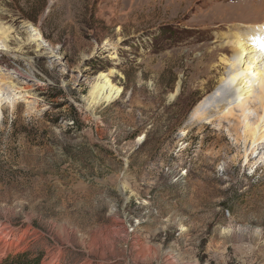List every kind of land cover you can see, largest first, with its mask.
Wrapping results in <instances>:
<instances>
[{"label": "rangeland", "instance_id": "rangeland-1", "mask_svg": "<svg viewBox=\"0 0 264 264\" xmlns=\"http://www.w3.org/2000/svg\"><path fill=\"white\" fill-rule=\"evenodd\" d=\"M257 1L0 0V264H264V146L219 46Z\"/></svg>", "mask_w": 264, "mask_h": 264}, {"label": "bare ground", "instance_id": "bare-ground-1", "mask_svg": "<svg viewBox=\"0 0 264 264\" xmlns=\"http://www.w3.org/2000/svg\"><path fill=\"white\" fill-rule=\"evenodd\" d=\"M251 7L254 8L255 14L261 15L260 24L262 25L251 28L249 24H246V27L250 28L247 30L245 27L244 31L236 27L232 33H229V36L231 34L230 37L233 38L225 40L223 44L219 45L223 51L232 54L230 59L223 60L230 66V83L233 85L238 102H241L238 105L240 111L243 114L244 107L246 109L251 107L255 111L256 120L254 123L249 122L250 117L247 114L243 115L241 121L244 127L242 136L249 143V149L245 151L246 160L264 146V0L257 1ZM5 31H7V27L0 26V34L4 33L2 38L6 41L10 32L5 33ZM2 46L5 45L2 44ZM257 59L261 61V67L257 66L259 63L256 62ZM109 75H112L111 71L99 73L90 92L91 102H109L119 96L121 89L112 85ZM230 119L232 118L223 116L211 121L218 120V123L222 124L225 120L230 121ZM234 121L238 120L234 119ZM2 244V247L8 246V243L3 242Z\"/></svg>", "mask_w": 264, "mask_h": 264}, {"label": "trees", "instance_id": "trees-1", "mask_svg": "<svg viewBox=\"0 0 264 264\" xmlns=\"http://www.w3.org/2000/svg\"><path fill=\"white\" fill-rule=\"evenodd\" d=\"M1 264H38V258L25 251L9 254Z\"/></svg>", "mask_w": 264, "mask_h": 264}]
</instances>
